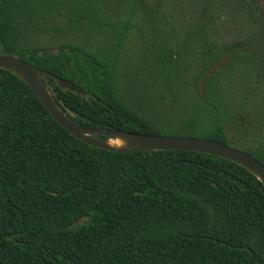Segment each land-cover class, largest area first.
<instances>
[{
  "label": "trees",
  "instance_id": "trees-1",
  "mask_svg": "<svg viewBox=\"0 0 264 264\" xmlns=\"http://www.w3.org/2000/svg\"><path fill=\"white\" fill-rule=\"evenodd\" d=\"M232 4L261 19L251 0ZM156 8L0 0V55L48 73L80 126L204 138L264 166L263 41L221 40L203 7L167 49ZM0 264H264V186L207 154L89 146L0 69Z\"/></svg>",
  "mask_w": 264,
  "mask_h": 264
},
{
  "label": "water",
  "instance_id": "water-1",
  "mask_svg": "<svg viewBox=\"0 0 264 264\" xmlns=\"http://www.w3.org/2000/svg\"><path fill=\"white\" fill-rule=\"evenodd\" d=\"M0 69L13 74L24 82L35 93L60 126L89 146L119 153L189 151L207 154L242 166L264 186V166L251 154L204 138L146 135L80 126L66 115L63 106L56 100L54 91L47 82L48 73L26 63L18 56L0 55ZM52 79L60 89H67L78 95L85 96V92L71 82L55 76H52ZM110 140H120L122 144L121 146H113L109 144Z\"/></svg>",
  "mask_w": 264,
  "mask_h": 264
},
{
  "label": "rangeland",
  "instance_id": "rangeland-1",
  "mask_svg": "<svg viewBox=\"0 0 264 264\" xmlns=\"http://www.w3.org/2000/svg\"><path fill=\"white\" fill-rule=\"evenodd\" d=\"M113 1L106 0V3L110 4ZM143 1L148 7L157 6L155 9L156 17L161 16V14L166 16L165 20L160 21V30H162V42L167 49H173L183 40L184 34L192 27V20L196 18L203 7H206L212 15L215 34L221 40L226 42L255 40L253 37L256 36L264 43V0H254L261 10V19L258 21L249 20L242 9L235 8L232 4V1L235 0ZM131 48L137 49L134 43L131 44ZM147 83L148 81L145 84L143 81L139 82L138 88L146 87ZM133 95L138 101H141L139 95L136 93Z\"/></svg>",
  "mask_w": 264,
  "mask_h": 264
},
{
  "label": "bare ground",
  "instance_id": "bare-ground-1",
  "mask_svg": "<svg viewBox=\"0 0 264 264\" xmlns=\"http://www.w3.org/2000/svg\"><path fill=\"white\" fill-rule=\"evenodd\" d=\"M109 144L113 146H121L122 143L120 140H110Z\"/></svg>",
  "mask_w": 264,
  "mask_h": 264
},
{
  "label": "flooded vegetation",
  "instance_id": "flooded-vegetation-1",
  "mask_svg": "<svg viewBox=\"0 0 264 264\" xmlns=\"http://www.w3.org/2000/svg\"><path fill=\"white\" fill-rule=\"evenodd\" d=\"M252 3H256L254 0H251ZM257 4V3H256ZM258 5V4H257Z\"/></svg>",
  "mask_w": 264,
  "mask_h": 264
}]
</instances>
